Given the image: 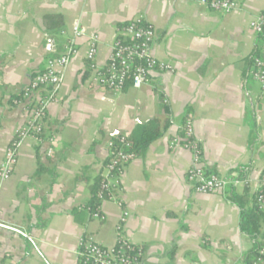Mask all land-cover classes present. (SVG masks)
I'll list each match as a JSON object with an SVG mask.
<instances>
[{
    "label": "crops",
    "instance_id": "0c3cea01",
    "mask_svg": "<svg viewBox=\"0 0 264 264\" xmlns=\"http://www.w3.org/2000/svg\"><path fill=\"white\" fill-rule=\"evenodd\" d=\"M237 2L224 13L197 0H0V162L27 119V100L14 98L63 52L76 22L96 38L93 60L90 40H77L47 106L43 140L26 137L10 176L0 178V264H78L81 238L111 247L119 230L142 248L139 264H242L254 243L240 230L239 207L226 190L194 192L191 151L169 146L190 118L206 168L227 177L241 169L243 182L232 188L252 205L264 170V94L247 58L264 0ZM48 15H59L62 27L47 30ZM138 16L155 29L152 54L172 69L151 72L139 89L112 90L98 75L117 27ZM152 118L169 125L124 168L102 218L90 219L81 208L105 173L112 133ZM257 238L264 248V228Z\"/></svg>",
    "mask_w": 264,
    "mask_h": 264
},
{
    "label": "built area",
    "instance_id": "2783aa9c",
    "mask_svg": "<svg viewBox=\"0 0 264 264\" xmlns=\"http://www.w3.org/2000/svg\"><path fill=\"white\" fill-rule=\"evenodd\" d=\"M197 2L208 9L220 12H230L238 7L237 0H197ZM250 28L259 34L264 30V17L258 16L250 23ZM64 33V32H63ZM121 35V38H117ZM117 36L113 42L105 68L99 73L98 80L101 85L112 90H121L127 81L130 86L139 89L146 84L147 79L153 71L171 70L170 64L159 61L152 54V46L155 42V29L152 24L145 21L141 16L129 20L126 27L117 29ZM80 38H87L91 47L86 57L93 60L96 53L94 35L88 34L85 28L76 22L72 27L71 35L64 45L61 54L49 57L46 60L44 69L35 73L23 92L27 100V119L24 125L18 129L10 140L5 155L0 162V178L7 179L17 160L18 150L23 140L31 136L37 140L36 135L44 132L43 116L47 106L56 100L58 91L63 83L65 71L71 57L77 52L76 42ZM254 68L250 76L260 84L261 92L264 94V42L260 46L259 54L253 60ZM182 134L172 138L169 142L171 148L183 146L191 151V165L187 171L191 188L199 194H222L228 188L236 187L243 182L242 177H227L209 171L202 157V150L199 142L194 137L193 127L190 118H186L181 126ZM122 142L125 139L122 138ZM48 154H52L54 139L50 138ZM107 158L110 161L105 165V173L101 175V188L99 196L105 200H117L119 177L127 164L135 158L131 152L123 149L112 150V142L107 144ZM129 146V143H125ZM264 187V175H261L258 188ZM102 201V202H103ZM260 208L264 209V198L260 194L257 198ZM126 215V212H124ZM94 219H101L98 212L92 215ZM124 218H122L123 220ZM119 230L115 244L111 247L103 246L90 239L81 238L77 250L78 259L83 264H139L142 249L132 244ZM253 238V243L258 242ZM264 248H261L260 255L252 264H260ZM243 264V263H242Z\"/></svg>",
    "mask_w": 264,
    "mask_h": 264
},
{
    "label": "trees",
    "instance_id": "16d2710c",
    "mask_svg": "<svg viewBox=\"0 0 264 264\" xmlns=\"http://www.w3.org/2000/svg\"><path fill=\"white\" fill-rule=\"evenodd\" d=\"M128 23L129 20L120 24L117 27L118 30L126 27ZM44 25L46 29L49 31L60 29L62 27V19L59 15H48L44 17ZM117 38H121V35H118ZM263 42H264V30L263 32L257 34V43L255 45L254 51L247 58V67H248L247 74L249 75H250V71L254 68L253 60L256 56H258L260 46ZM128 85H130L129 81L125 83L123 88L127 87ZM22 95L23 94L15 97L14 100L15 101L20 100ZM45 118H46V113L43 116V121ZM168 125H169L168 119L161 121L158 118H152L144 123H139L130 133L113 136L110 140L112 142V150L117 151L119 149H123L126 152L133 153L135 157L141 156L145 153L148 145L154 140L158 139L163 134V131L168 127ZM36 137L38 143H41V141L44 138V132L37 134ZM122 138L125 139V142H122ZM125 143H129V146H125ZM109 161H110V157L106 158L104 162V166ZM38 171L40 172L41 168H39ZM242 175H243V171L240 169L238 170V173L235 174V176L233 177H241ZM261 175H264V170L262 171ZM101 180H102L101 175H98L95 178V181L91 187L90 199L81 208L83 211H85L88 214L90 219H92L91 215L94 212H98L102 216L100 211V205L104 200V198H101V196H99V192L101 188ZM226 191L228 192V198L232 202H234L240 209V221H239L240 230L250 238L252 239L256 238L260 234L261 230L264 228V209L260 208L257 202V198L260 194H262L264 198V187L261 189V192L260 191L255 192L252 200V205L250 207L246 206L245 198L239 195L238 193H236L231 186L226 188ZM261 248H263L262 244L259 242H255L252 245L251 249L244 255L242 259V263L252 264L260 255ZM142 256H143V251L141 257ZM78 264H83V263L78 259Z\"/></svg>",
    "mask_w": 264,
    "mask_h": 264
},
{
    "label": "water",
    "instance_id": "95a60500",
    "mask_svg": "<svg viewBox=\"0 0 264 264\" xmlns=\"http://www.w3.org/2000/svg\"><path fill=\"white\" fill-rule=\"evenodd\" d=\"M125 133L123 131L120 130H116L112 133L113 136H117V135H124Z\"/></svg>",
    "mask_w": 264,
    "mask_h": 264
}]
</instances>
